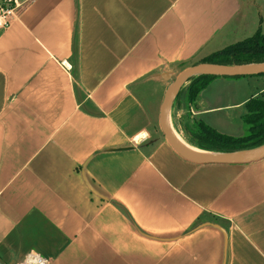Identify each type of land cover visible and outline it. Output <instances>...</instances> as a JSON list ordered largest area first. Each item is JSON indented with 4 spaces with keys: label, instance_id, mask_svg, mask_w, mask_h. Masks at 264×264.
I'll use <instances>...</instances> for the list:
<instances>
[{
    "label": "crops",
    "instance_id": "crops-1",
    "mask_svg": "<svg viewBox=\"0 0 264 264\" xmlns=\"http://www.w3.org/2000/svg\"><path fill=\"white\" fill-rule=\"evenodd\" d=\"M17 1L0 29V264H264V158L197 164L159 127L180 72L264 31V0ZM206 104L173 103L179 135Z\"/></svg>",
    "mask_w": 264,
    "mask_h": 264
},
{
    "label": "trees",
    "instance_id": "trees-1",
    "mask_svg": "<svg viewBox=\"0 0 264 264\" xmlns=\"http://www.w3.org/2000/svg\"><path fill=\"white\" fill-rule=\"evenodd\" d=\"M204 63L239 65L264 63V31H257L253 36L233 43L214 52L202 60ZM217 76L199 75L191 78L183 86L174 100L175 104L194 106L201 91ZM243 116L247 133L232 136L222 133L201 120L194 121L186 142L196 148L213 152H233L255 148L264 144V92L252 96L245 103Z\"/></svg>",
    "mask_w": 264,
    "mask_h": 264
},
{
    "label": "water",
    "instance_id": "water-1",
    "mask_svg": "<svg viewBox=\"0 0 264 264\" xmlns=\"http://www.w3.org/2000/svg\"><path fill=\"white\" fill-rule=\"evenodd\" d=\"M263 74L264 63L222 65L200 62L184 69L174 78V80L168 86L160 106L159 127L168 144L180 156L197 164H244L263 159L264 144L255 148L225 153L204 150L206 152H210V154H201L197 151H194L191 148V145H187L188 143L186 141L185 142L187 144L178 140L171 131V128L168 124V120H170V108L173 105L174 100L181 88L186 83H188L191 78L199 75H212L217 77H240Z\"/></svg>",
    "mask_w": 264,
    "mask_h": 264
},
{
    "label": "rangeland",
    "instance_id": "rangeland-1",
    "mask_svg": "<svg viewBox=\"0 0 264 264\" xmlns=\"http://www.w3.org/2000/svg\"><path fill=\"white\" fill-rule=\"evenodd\" d=\"M188 84L189 82L184 87ZM262 87L264 75L213 78L200 93L202 99L207 98V111L202 118L205 123L222 133L232 136L245 135L247 133L243 121L247 111L245 103L251 98V93L259 91ZM219 121L224 124H218ZM183 127L187 128L186 125ZM181 137L186 141L189 136Z\"/></svg>",
    "mask_w": 264,
    "mask_h": 264
},
{
    "label": "built area",
    "instance_id": "built-area-1",
    "mask_svg": "<svg viewBox=\"0 0 264 264\" xmlns=\"http://www.w3.org/2000/svg\"><path fill=\"white\" fill-rule=\"evenodd\" d=\"M13 4V5H12ZM18 5L17 0H2L0 3V29L9 26L11 18L14 15L15 8ZM49 260L37 252H30L25 258L16 264H48Z\"/></svg>",
    "mask_w": 264,
    "mask_h": 264
},
{
    "label": "bare ground",
    "instance_id": "bare-ground-1",
    "mask_svg": "<svg viewBox=\"0 0 264 264\" xmlns=\"http://www.w3.org/2000/svg\"><path fill=\"white\" fill-rule=\"evenodd\" d=\"M168 124H169V127L171 128V131H172L173 134L177 137V139L180 140L181 142L187 144V143L183 140V138H182V137L176 132V130L174 129V127H173V125H172V123H171L170 120H168ZM181 135H182V134H181ZM187 145H189V144H187ZM189 146H190V145H189ZM191 148H192L194 151H197V152H199V153H201V154H210V152H206V151H204V150H199V149L193 148L192 146H191Z\"/></svg>",
    "mask_w": 264,
    "mask_h": 264
}]
</instances>
